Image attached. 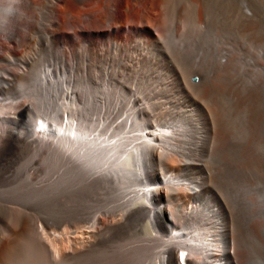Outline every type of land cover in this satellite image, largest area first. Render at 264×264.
I'll return each mask as SVG.
<instances>
[{
  "label": "bare ground",
  "instance_id": "6f19581e",
  "mask_svg": "<svg viewBox=\"0 0 264 264\" xmlns=\"http://www.w3.org/2000/svg\"><path fill=\"white\" fill-rule=\"evenodd\" d=\"M72 2L91 7L94 36L52 34L47 59L0 72L15 100L0 157L28 156L0 179V213L26 230L18 248L0 242V264H264V175L247 182L264 165V0ZM25 20L0 4V61L22 59ZM41 218L87 226L58 252Z\"/></svg>",
  "mask_w": 264,
  "mask_h": 264
},
{
  "label": "rangeland",
  "instance_id": "374dc122",
  "mask_svg": "<svg viewBox=\"0 0 264 264\" xmlns=\"http://www.w3.org/2000/svg\"><path fill=\"white\" fill-rule=\"evenodd\" d=\"M71 3H73L72 0H56L54 7L50 8L49 3L48 2L42 3V0H33V3L31 5H27L23 0H15V2H12V5L13 4L16 5L17 10H20L22 13L26 15V20L20 23L21 25L20 27L23 28L24 24L30 21L31 24L29 23V25L35 29L33 32H30L29 30L28 32L27 30L22 29V28L18 30L17 35L21 43H18V44L15 43L16 46H13V47H16V48L15 50H13L14 53L12 54V56L14 58H22V59L17 63L16 62L12 63L11 61H8L5 58H3L0 61V72L5 73L9 71L10 68L12 67L17 77H20L21 74L24 75L25 72L28 71L32 67L33 63L39 57L44 56V59L46 58V55L43 53L46 51L47 45H49L48 49L52 47L51 45L52 34H54L56 38L59 39V42L61 41L66 44H70L71 41L74 40L77 34H79L80 36L82 35L84 37L94 36L93 33L96 31L97 27H95L96 26L95 21H91L89 17L91 7H87V6L84 7L83 4H79V5H76L77 7L75 6L76 7L75 8L74 5ZM45 20L52 21V27L55 28L56 33H53L52 30L48 28L42 29L43 25H47ZM126 27H127L126 29H128L129 26H126ZM109 31H112V28H110ZM125 31L126 30H122L120 32L124 33ZM27 32H28V41H27V44H25ZM20 35H22V37H20ZM58 47L59 46L57 45L54 46L55 52L58 51ZM65 55H66L67 61L73 57L71 55V47H67L65 51ZM108 67H106V69H108ZM63 69H65V67ZM192 81L195 83L199 82L197 77H194ZM9 89L10 88L8 87V89H5V90H9ZM14 101L15 100L13 99L0 98V110L4 109V105L12 104ZM75 109L76 107L74 106L73 110ZM20 154L21 153H19L18 155L17 152L16 153L13 152V153L5 154L0 157L1 158L0 159V163H1L0 164L1 165L0 166V171H1L0 179L2 178V176H3L2 179L11 177L13 173L9 174V172H13L14 171L13 169L15 168L12 163L15 164V162L17 163V161L21 160V158L28 157V156H25L24 154L23 155L21 154L22 155L21 156ZM1 160L3 162H1ZM203 160L206 163H208L210 158H203ZM185 164L186 162H181L178 165L177 164L173 165L171 167V172H173L174 174L178 173V170L183 172L185 168ZM250 165L253 166L252 169ZM250 165L248 167L249 175H247V180H248L247 182L249 184L254 185L255 188H259L258 186H260L261 184L257 185L255 181L258 176H261V173H262V176L264 175V169H263L264 165L257 164L258 167H255L253 164H250ZM9 167L11 169L13 167V169L11 170L9 169ZM255 168H258L260 173L255 171L254 170ZM3 169H5L4 170L5 172L2 171ZM5 173L6 174L8 173V175L6 176ZM230 173H233L232 165H230L229 169L226 171V175ZM248 178L251 180H249ZM54 180L55 179L52 178L47 182L52 183ZM59 196L61 197V194ZM59 196L57 195L55 201L58 200ZM49 201L51 200L48 197H39L33 200L29 204L30 210L28 211V216H27L28 221H31V218H32L31 215L33 213L31 212V210H33V208H36L37 206L46 205L49 203ZM43 219L44 218H41V220L38 222V225H42L45 230V233L49 237L54 239L55 248H57V245H58V249H56L58 252L63 251V249L60 250L59 247L60 248L66 247L67 246L66 243L68 241L71 242L73 240L72 238L73 234H70V236L67 237L66 236L67 233H72L73 231H76L77 229H79L78 231H81L79 227L85 226V225L87 226L86 223L77 224V222L73 220H62V221L55 222V223H49L45 219L44 220ZM18 225H19V221L10 222L8 221V218L5 216V214L0 213V238H1L0 242L7 241L9 244L11 242H14L15 247L18 248L20 246L19 244L21 243L22 239L24 238L26 234V230L18 228L17 227ZM82 230L84 231L82 236L89 237V234L87 233V231H85L86 229L84 228ZM16 231H19V233H16ZM122 251H124L123 248H122ZM10 256H11V253H10ZM11 257L10 258H8V256L6 257L8 258V263H9V259H10V263L12 262ZM54 261H57V259L53 256L51 258V262H54Z\"/></svg>",
  "mask_w": 264,
  "mask_h": 264
},
{
  "label": "clouds",
  "instance_id": "9594fccd",
  "mask_svg": "<svg viewBox=\"0 0 264 264\" xmlns=\"http://www.w3.org/2000/svg\"><path fill=\"white\" fill-rule=\"evenodd\" d=\"M12 2H15V0H12ZM5 3V0H0V4Z\"/></svg>",
  "mask_w": 264,
  "mask_h": 264
}]
</instances>
